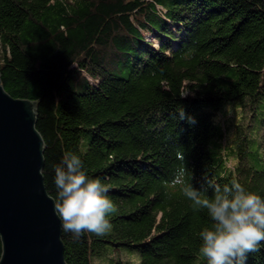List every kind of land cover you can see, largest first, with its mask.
I'll return each instance as SVG.
<instances>
[{
  "label": "trees",
  "instance_id": "obj_1",
  "mask_svg": "<svg viewBox=\"0 0 264 264\" xmlns=\"http://www.w3.org/2000/svg\"><path fill=\"white\" fill-rule=\"evenodd\" d=\"M0 75L36 104L48 194L71 152L118 206L106 235L62 231L67 264H94L109 246L139 264H205L207 211L179 187L165 195L178 151L209 197L236 179L264 198L262 0H0ZM246 264H264V242Z\"/></svg>",
  "mask_w": 264,
  "mask_h": 264
},
{
  "label": "clouds",
  "instance_id": "obj_2",
  "mask_svg": "<svg viewBox=\"0 0 264 264\" xmlns=\"http://www.w3.org/2000/svg\"><path fill=\"white\" fill-rule=\"evenodd\" d=\"M181 120L195 123L179 111ZM181 162L167 189H176L192 202L194 211L206 210L212 224L200 232L199 254L205 264H246L250 253L258 252L264 242V198L246 190L233 179L229 184L214 186V195L188 183V167L184 153L177 152ZM54 212L61 221L62 231L80 239L85 233L106 235L112 229L109 217L118 212V206L109 197V185L101 178H91L81 157L66 153L54 166Z\"/></svg>",
  "mask_w": 264,
  "mask_h": 264
},
{
  "label": "water",
  "instance_id": "obj_3",
  "mask_svg": "<svg viewBox=\"0 0 264 264\" xmlns=\"http://www.w3.org/2000/svg\"><path fill=\"white\" fill-rule=\"evenodd\" d=\"M44 152L36 104L10 96L0 75V264H67Z\"/></svg>",
  "mask_w": 264,
  "mask_h": 264
},
{
  "label": "rangeland",
  "instance_id": "obj_4",
  "mask_svg": "<svg viewBox=\"0 0 264 264\" xmlns=\"http://www.w3.org/2000/svg\"><path fill=\"white\" fill-rule=\"evenodd\" d=\"M126 76V75H125ZM226 111L231 110L234 112L235 115V121H238L241 118V110L240 107L237 106L236 104H228L226 107ZM232 120H228L227 124L228 125ZM247 123V119H246ZM244 127L245 125L242 124ZM233 166L234 164H230V166ZM124 260V261H130L132 264H139L140 263V256L136 252H131L128 249H120V248H113V247H108L106 254L102 257V260H95L94 264H112V260Z\"/></svg>",
  "mask_w": 264,
  "mask_h": 264
}]
</instances>
